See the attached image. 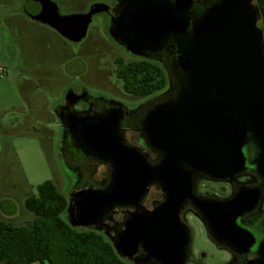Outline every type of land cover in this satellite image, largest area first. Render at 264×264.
<instances>
[{
	"label": "water",
	"instance_id": "obj_1",
	"mask_svg": "<svg viewBox=\"0 0 264 264\" xmlns=\"http://www.w3.org/2000/svg\"><path fill=\"white\" fill-rule=\"evenodd\" d=\"M193 0L174 4L145 0L126 10L121 31L139 42L158 43L175 33L181 36L178 66L185 76L174 101L154 106L142 122L144 142L161 155L148 157L123 144L120 112L82 119L71 113L68 128L79 147L108 161L111 179L101 189L85 188L70 195L66 210L69 225L104 232L120 258L136 261L139 248L159 264H184L188 236L180 212L190 202L202 222L240 252L255 245L253 234L237 224L258 203L256 191H240L223 201H208L194 194V177L232 180L246 166L245 148L252 142L251 163L264 179V38L253 0H224L203 18L191 23L185 14ZM40 5L44 0H35ZM107 11L102 4L87 13L62 16L43 14L31 19L46 25L70 43L84 39L92 16ZM191 27L190 36L187 34ZM172 87L166 92L171 91ZM86 93L66 94L74 105ZM60 124L63 120L57 113ZM157 186L163 202L152 210L142 202ZM132 208L123 229L113 236L104 221L115 209ZM264 264V241L256 246Z\"/></svg>",
	"mask_w": 264,
	"mask_h": 264
},
{
	"label": "rangeland",
	"instance_id": "obj_2",
	"mask_svg": "<svg viewBox=\"0 0 264 264\" xmlns=\"http://www.w3.org/2000/svg\"><path fill=\"white\" fill-rule=\"evenodd\" d=\"M96 4L105 5L107 11L92 16L84 39L78 43L66 41L31 19L39 9L46 15L57 12L69 16L87 13ZM114 4L115 0H44L39 7L35 0L0 1V221L14 227L31 223L35 216L24 201L36 196V187L45 181L52 182L67 203L77 185L86 184L78 183L61 152L63 136L57 109L67 104V92L83 91L89 99H108L129 110L141 107L139 115L165 100L155 97L166 92L168 85L147 98L122 91L114 60H141L125 53L109 37ZM125 139L149 160L154 158L138 134H125ZM252 146L245 148L246 160L252 156ZM104 171V167L96 168L97 175ZM201 189L219 197L229 193L224 183L204 182ZM159 193L157 187L149 189L144 201L147 209L159 200ZM186 221L193 231L194 260L204 253V264L227 261L226 255L205 239L197 218L188 216Z\"/></svg>",
	"mask_w": 264,
	"mask_h": 264
},
{
	"label": "flooded vegetation",
	"instance_id": "obj_3",
	"mask_svg": "<svg viewBox=\"0 0 264 264\" xmlns=\"http://www.w3.org/2000/svg\"><path fill=\"white\" fill-rule=\"evenodd\" d=\"M144 1L145 0H115V4L111 9V20L108 32L110 39L119 47H121L125 53L132 57L139 58L141 61L154 63L166 70L168 75L167 85L169 86L170 84L172 89L169 92H164L162 95L155 97V100L165 98V100H161L160 103L157 104L159 105L164 102L174 101L178 96L179 90L174 85V81L176 80L179 82V74H183L177 63V60L180 57L182 39L179 34L173 33L166 39H162L158 43L152 44L149 42H139L136 38L129 34H123L121 27L126 15V10ZM159 1L168 2L171 4L175 3V0H151V2L155 5H157ZM223 1L224 0H193L185 16L190 20L191 23H195L201 20L203 16L211 9L218 7ZM187 34L190 36L191 27L189 28ZM74 93L77 96H81L83 91ZM140 109L141 107L129 110L121 104L108 99H89L86 94L74 105L67 103L64 107H59L57 109V113L63 120V125L60 124L63 136L61 148L63 159L65 163L75 172L78 183L81 181H86V184L83 186L77 185L73 193L85 188H103L111 179V167L108 161L98 159L92 154H87V152L79 147L68 128L67 119L69 114L75 113L77 117L82 119H94L106 116L108 117L114 113L120 112L118 128L119 135L123 136L124 138L123 144L125 146L132 147L127 144L125 134H138L140 141L143 143L145 148L154 155V158L155 155H157L154 160H149L152 164H154L160 160L161 155L147 146L143 139L144 135L141 132L142 122L145 118V115L150 110L143 113L142 115H139L138 111ZM250 145H253V143L250 142L246 148H250ZM252 147V156L249 160H246L245 169L241 174L237 175L232 180L225 181L211 180L206 176L196 175L194 177V194L201 200L223 201L231 198L240 191H256L259 196L258 203L250 212L243 215L237 221L239 226L247 229L253 234L255 238V245L246 253L240 252L237 248L231 246L225 240L216 235L207 224L203 223L201 217L193 205L190 202H187L184 204L180 212V219L185 225V232L189 240L185 252L186 258L184 264L187 262H192V264H204L202 261L204 253H200L198 260H194L192 257L191 246L193 231L186 221V217L188 216H193L202 223L205 239L214 248L226 255L227 261L219 262L217 264H248L249 261H254L257 259L258 256L256 254V246L258 243L264 241V179L256 173L253 166L251 165L256 155V148L254 145ZM144 155L147 156V154ZM99 167H104L105 171L97 175L96 168ZM204 182L224 183L228 186L229 193L225 196L219 197L213 193L204 191L201 189V185ZM158 190L160 192V198L159 200L154 201L151 205V208L148 210H152L154 207L163 202L164 196L159 188ZM146 197L142 202L143 206ZM133 211L134 209L132 208H120L115 209L113 213L108 216V219L104 221V224L111 236L123 229L124 221L128 218V214ZM135 259L136 261H130L129 263L159 264L155 260L147 258V254L144 252V250H142V248L138 249Z\"/></svg>",
	"mask_w": 264,
	"mask_h": 264
},
{
	"label": "trees",
	"instance_id": "obj_4",
	"mask_svg": "<svg viewBox=\"0 0 264 264\" xmlns=\"http://www.w3.org/2000/svg\"><path fill=\"white\" fill-rule=\"evenodd\" d=\"M253 3L259 11L264 38V0H253ZM114 65L115 77L127 95L147 98L167 87L166 70L154 63H125L116 58ZM185 79L180 73L178 90L185 84ZM36 192V196L24 201L26 209L35 216L31 223L14 227L0 221V264H130L117 255L104 233L69 225L67 200L52 182L38 185Z\"/></svg>",
	"mask_w": 264,
	"mask_h": 264
},
{
	"label": "built area",
	"instance_id": "obj_5",
	"mask_svg": "<svg viewBox=\"0 0 264 264\" xmlns=\"http://www.w3.org/2000/svg\"><path fill=\"white\" fill-rule=\"evenodd\" d=\"M0 72H1V69H0Z\"/></svg>",
	"mask_w": 264,
	"mask_h": 264
}]
</instances>
